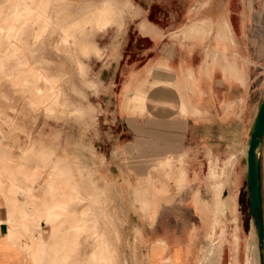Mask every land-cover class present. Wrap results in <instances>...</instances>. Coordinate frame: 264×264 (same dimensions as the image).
I'll return each instance as SVG.
<instances>
[{
	"label": "rangeland",
	"instance_id": "rangeland-1",
	"mask_svg": "<svg viewBox=\"0 0 264 264\" xmlns=\"http://www.w3.org/2000/svg\"><path fill=\"white\" fill-rule=\"evenodd\" d=\"M11 1L12 5L7 11L0 7V28L5 30L14 26V30L16 29L14 44L6 43L0 35V180H16L19 176L16 171L22 170L33 177L39 189L47 176L55 172L57 196L65 204L67 214L55 224L61 240L49 264H68L76 250L77 264H97L96 258H99L101 247L97 240L90 238V234L96 222L94 210L101 208H96L94 203L97 200L93 195L86 196L83 193L81 184L74 176L75 171L79 177L80 168H84L87 159L93 166L94 180L98 181L97 177L100 178L101 175V153L117 149L116 139L121 127L126 137L130 134L131 129L119 122L116 110V105L122 100L129 115L133 112L152 115L155 113L154 105L160 107V113H164L166 109L173 110L165 105V101L176 98L172 95L175 89L171 71L164 62L156 67L152 91L145 88L148 77L142 81L141 87H131L133 73L149 56L148 48L164 49L168 44L165 39L155 42L140 33H147L152 37L165 35L170 41L178 40L180 45L185 46V50L190 47L184 44L203 43L204 46H198V49L204 48L205 59L223 62L222 69L227 71L232 66L234 68V64H239L242 69L246 65L249 74L256 81V75L262 74L264 70V0H82L77 4L76 17L71 18L70 22L69 16L63 13L61 17L56 14L55 22L53 21L48 11L51 0ZM56 1L61 2L63 12V5H66L67 0ZM105 3L116 11L114 15H118L119 21L114 22L113 17L108 20L106 16L100 22L96 21L95 13ZM197 10L201 12L198 16L194 13ZM191 12L194 13L192 17ZM237 12H240L241 19L243 16L247 19L249 17L247 27ZM207 17L214 18L215 22ZM230 18L233 28L228 24ZM44 20L49 21L57 30L44 27ZM101 21L102 26L98 24ZM143 22L154 23L160 28L143 29L140 32L136 27ZM236 38L247 44L248 51L251 50V63L244 61V57L239 58L242 46L232 44ZM228 50L229 60H226ZM198 58L200 55H194L195 61ZM185 60L183 55L182 61ZM39 72L54 83L58 92L56 98L51 94L49 83L38 82ZM128 84L130 87L127 95L123 96V90L127 89ZM39 89H42L41 105L37 109L35 103ZM165 90L169 96L165 94ZM258 98L257 88L252 98V117L247 116L244 125L240 127L242 143L235 159L230 163L212 159L207 168V173L212 167L220 174L218 179L222 182V187H228L229 177L231 181L235 180L231 189L235 190L238 211H245L247 208L244 159L246 139L252 130L251 123L259 103ZM24 150L26 153H23ZM258 152L264 183V148ZM116 160L118 159H113ZM103 165L108 167L107 162H103ZM163 167L158 168L163 173L156 174L155 180L150 178L149 173H140L134 186L128 180L120 181L118 185L115 181H109L112 183L111 191L110 188L107 192L102 190L103 198L110 197L114 192L117 197L118 205L109 206L110 211L118 218L121 234V237L111 234L110 243L115 250L112 254L114 264H142L145 247L138 231L146 233L147 226L154 218L150 215V206L145 203L149 201L150 189L155 190L156 185L170 187L174 182L180 184L185 180L182 169L174 173ZM230 169L231 174L227 173ZM103 174L107 175L106 171ZM112 174L114 179L125 177V174L114 171ZM205 175L202 173L201 181L207 183L210 189V182ZM105 183H108L107 180ZM96 194L100 197L101 191ZM129 196L139 205L128 206L124 200ZM86 199L87 207L78 205V209H83L78 212L80 218L74 219L75 212L70 203H81ZM133 212L140 217V222L132 216ZM88 215H91L90 223L86 220ZM108 215L114 224L113 217L109 213ZM83 220L87 221L86 228L76 234L72 227ZM64 223L68 226L61 229ZM106 225L104 221L99 224L102 229L107 230ZM114 228L116 229L115 224ZM81 235L84 238L79 243ZM86 239L91 240L92 245ZM219 240L222 239L216 238L221 244ZM227 254L228 252L224 254L223 264L228 260ZM249 259L247 257L246 264Z\"/></svg>",
	"mask_w": 264,
	"mask_h": 264
},
{
	"label": "crops",
	"instance_id": "crops-1",
	"mask_svg": "<svg viewBox=\"0 0 264 264\" xmlns=\"http://www.w3.org/2000/svg\"><path fill=\"white\" fill-rule=\"evenodd\" d=\"M10 1L0 0V6H3L7 11L12 5V1ZM80 2L83 1L67 0L66 5H63L62 12L61 2L51 0L48 11L52 15L53 21L56 14L61 17L63 13L69 16L70 22L71 18L76 17V7ZM132 5L134 8L135 4ZM194 13L197 16L201 14L198 10ZM194 13H190L191 17ZM236 14L241 19L240 12ZM207 18L213 23L215 22L214 18ZM58 21L61 22L60 19ZM241 21L247 27L249 17L247 19L243 16ZM228 24L233 28L231 18L228 19ZM136 28L141 32L143 29L155 30L160 27L151 22H143L139 23ZM140 34L149 36L155 42L165 39L168 44L164 49L148 48L149 56L144 64L133 73L131 87L133 89L141 87L142 81L148 77V85H145V88L152 91L151 84L155 80L156 67L159 63L164 62L171 71L175 89L172 95L177 99L165 101V105L172 107L173 110L166 109L164 113H160V107L154 105L155 113L152 115L148 113L139 115L135 112L129 115L128 109L124 106V100L116 105L117 114L120 117L119 122L131 129L130 134L128 133L126 137L121 127L120 135L118 134L116 139L117 149L101 153L102 165L99 167L101 175L100 178L97 177L98 181L94 180L96 179L93 175L94 169L90 164L91 161L87 162V159L84 168H82L83 171L80 168L78 173L80 176H77L76 171L74 175L81 184L83 193L86 196L93 195L97 200L94 203L96 208H101L94 210L95 220L105 223V210L113 217L118 237H121L118 218L109 208V206L118 205L116 193H111V198H103V191L107 192L114 181L118 185L120 181L128 180L134 186L140 173H149L150 178L155 180L156 174L163 173L158 169L162 166H164L163 169L167 168L174 173H178V170L182 169L185 173V180L182 183L174 182L170 187L161 184V186L151 185L155 190L150 189L149 201L147 200L145 203L150 206L149 212L154 218L152 223L147 226L146 233L141 234L138 231L139 237L144 240L145 247L142 264H210L203 261V257L205 248L210 241L208 234L212 220V223L217 226L211 230V233L216 234L217 238L220 234L224 235L223 239L219 240L221 248L218 264H223L226 252H228L226 264H246L247 257L252 259L249 264H258L257 238L249 212V193L246 210L238 211L235 190L231 189L235 180L231 181V177H229L228 187H222V182L217 178L215 181L221 184L218 190L220 209L218 207L217 213L214 215L208 209L210 201L212 202L211 191H209L207 183L201 181V175L202 173L206 174L208 180L207 168L212 159L229 163L235 159L234 157L238 153L237 149L242 143L240 127L244 125L247 116L252 117L253 93H256L258 88L259 103L254 113L251 129H253L260 103L264 97V70L262 74L256 75L257 80L255 81L249 74L246 65L242 69L239 64H234V68L232 66L227 71L222 69L223 62L210 58L205 59L204 48L198 49V46H204L203 43L202 45L198 43L184 44L186 47H190L185 50V46L180 45L178 40L170 41V38L165 35L152 37L147 33ZM232 44L241 45L239 58L244 57V61L248 60L251 63V50L248 51L247 44L237 41V38ZM229 54L228 50L226 60H229ZM183 55L186 57L185 61H182ZM194 55H200V58L195 61ZM126 87L127 89L123 90V96L127 95L130 84ZM165 94L169 96L166 90ZM251 131L246 139L247 146ZM262 141L259 150L264 148V137ZM246 150L244 167L248 192ZM114 158L118 160L113 161ZM103 162L108 163L107 168L104 167ZM210 169L218 176L219 173L214 168L210 167ZM103 171H106L107 175L103 174ZM113 171L125 174V177L114 179ZM16 173L19 175L16 180L7 182L0 180V264H49V261L53 259L54 252L59 248L61 240V234L55 224L67 214L65 204L57 196L56 173L51 172L39 189L31 175L22 170H17ZM227 173L231 174V169ZM105 180L108 183H105ZM160 180L163 181V179ZM99 190L101 191L100 197L96 194ZM261 195L264 223L263 180H261ZM124 201L128 206L139 205L134 202V198L131 196ZM78 205L85 208L88 205V200L81 203L76 201L70 203V207L75 212L74 219L80 218L78 212L83 209L81 207L78 209ZM132 216H135L136 220L140 222V217L136 213L133 212ZM86 218L90 223L91 215ZM86 220L72 227L76 234L85 230ZM67 226L64 223L61 229H65ZM107 226V230L99 227V233L107 234L108 231L113 233L108 224L106 228ZM215 230L217 231L215 232ZM93 236L92 231L90 238L95 240ZM81 238H84V235L79 237V243ZM86 241L92 245L91 240L86 239ZM115 245L118 248L117 241H115ZM76 253L77 250L68 264H77ZM253 257L257 260L255 261ZM202 261L203 263H201ZM96 262L97 264H107L99 258H96Z\"/></svg>",
	"mask_w": 264,
	"mask_h": 264
},
{
	"label": "bare ground",
	"instance_id": "bare-ground-1",
	"mask_svg": "<svg viewBox=\"0 0 264 264\" xmlns=\"http://www.w3.org/2000/svg\"><path fill=\"white\" fill-rule=\"evenodd\" d=\"M29 4V3H28ZM1 7V6H0ZM3 7V6H2ZM27 7V6H26ZM18 8V7H16ZM31 8V7H30ZM1 11V10H0ZM17 11V10H16ZM34 11V10H32ZM22 12V11H21ZM31 13V12H30ZM114 10L112 9V6L108 3H105L104 6L102 8H100L95 14V18H96V21L99 20H103V17L106 16L107 19L109 20V18H112L114 19V22L115 21H119V17L115 14L114 15ZM94 14V15H95ZM38 17V16H37ZM26 18H27V15H26ZM38 19V18H37ZM22 20V19H21ZM40 20V19H39ZM19 21V19H18ZM22 22V21H21ZM36 23V22H35ZM44 27H49L51 28L53 31H56L57 28L50 25V22L47 21V20H44ZM102 26V21L101 23H98ZM42 29V28H41ZM16 30V29H15ZM15 30H14V26H11L10 28L8 29H2L0 28V35H1V38L8 44H14L15 43ZM18 30V29H17ZM17 33V31H16ZM69 35V34H68ZM67 38V37H66ZM65 41V40H64ZM19 45V43L17 44ZM1 47V46H0ZM7 47V46H6ZM10 47V46H9ZM2 48V47H1ZM3 53V52H1ZM26 53V52H25ZM20 55V54H19ZM25 55V54H24ZM2 66L0 65V68ZM32 67V66H30ZM28 68V67H27ZM26 68V69H27ZM33 68V67H32ZM5 69V68H4ZM30 69V68H29ZM3 70V69H1ZM33 70V69H32ZM36 77V76H35ZM37 78H38V82L39 83H43V82H47L50 84V90H51V94L53 96V98H56L57 97V89L54 85V83L50 80L47 79V77H45L42 73H38L37 75ZM14 81V80H13ZM16 84V83H15ZM42 92V89H39L38 90V95H37V99H36V103H35V107L38 109L41 105V102H40V97H41V93ZM40 110V109H39ZM2 133H0V141L2 140ZM263 142V141H262ZM23 153H26V151L24 150ZM22 163V162H21ZM162 165V163H161ZM165 165V164H164ZM55 171V170H54ZM220 172V171H219ZM208 180L210 182V189H211V200L212 202L210 201V204L208 206V209H210L213 213H217V210H218V207L220 206V200H218V190L220 188V185L219 183H217V178L220 177L219 174L218 176L216 174L213 173V170L212 169H209L208 173ZM28 180V179H27ZM31 180V179H30ZM216 180V181H215ZM262 180V179H261ZM32 182V180L30 181V183ZM14 188V187H13ZM221 190V189H220ZM221 193V191H220ZM220 199V198H219ZM211 203H212V206H211ZM220 209V207H219ZM223 209V208H222ZM221 211V210H220ZM223 212V210H222ZM221 213V212H220ZM224 214V213H223ZM215 215V214H214ZM217 215V214H216ZM220 215V214H219ZM214 217V216H213ZM217 217V216H216ZM104 218L107 222V224L109 225L110 229L112 230V232L114 234H117V231L116 229L114 228V224L113 222L111 221L109 215H108V212H106L104 210ZM217 220V219H216ZM102 223V222H99V221H96L95 222V225H94V229H93V237L95 238V240H97L99 242V245L101 247V251L99 252V259L101 260H104V262H107V264H114V259H113V252H114V248L111 246V232L108 231L107 234L105 233H99L98 231V228L100 227L99 224ZM223 223V222H222ZM224 224V223H223ZM217 224H213L212 225V229L214 230L216 228ZM221 227V225H220ZM217 230H215L216 232ZM222 231V229H221ZM223 234H224V231H222ZM221 232V233H222ZM215 237V238H214ZM224 235L220 234L218 235V238L220 239H223ZM216 234L214 233H211L209 235V244L207 245L206 247V250H205V254H204V257H203V261L205 262H209L210 264H218L219 262V257H220V246L221 244L219 242L216 241ZM35 243V242H34ZM41 245V244H40ZM258 255V254H257ZM253 256V255H252ZM114 257H115V254H114ZM255 259V257H253ZM258 259V258H257ZM255 259V261L257 260ZM203 261L201 263H203ZM250 261H252V259H249V262L247 264L250 263ZM247 262V261H246ZM258 262V261H257ZM254 263V261H253ZM204 264V263H203Z\"/></svg>",
	"mask_w": 264,
	"mask_h": 264
},
{
	"label": "water",
	"instance_id": "water-1",
	"mask_svg": "<svg viewBox=\"0 0 264 264\" xmlns=\"http://www.w3.org/2000/svg\"><path fill=\"white\" fill-rule=\"evenodd\" d=\"M264 137V97L260 103L246 150L249 212L257 238L258 264H264V223L260 180L259 147Z\"/></svg>",
	"mask_w": 264,
	"mask_h": 264
},
{
	"label": "built area",
	"instance_id": "built-area-1",
	"mask_svg": "<svg viewBox=\"0 0 264 264\" xmlns=\"http://www.w3.org/2000/svg\"><path fill=\"white\" fill-rule=\"evenodd\" d=\"M264 153V152H263ZM263 164H264V162H263Z\"/></svg>",
	"mask_w": 264,
	"mask_h": 264
}]
</instances>
